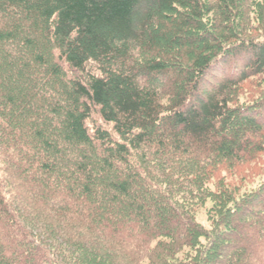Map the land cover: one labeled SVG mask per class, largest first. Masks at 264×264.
<instances>
[{"label":"trees","instance_id":"trees-1","mask_svg":"<svg viewBox=\"0 0 264 264\" xmlns=\"http://www.w3.org/2000/svg\"><path fill=\"white\" fill-rule=\"evenodd\" d=\"M260 4L0 0V264H264Z\"/></svg>","mask_w":264,"mask_h":264},{"label":"rangeland","instance_id":"rangeland-1","mask_svg":"<svg viewBox=\"0 0 264 264\" xmlns=\"http://www.w3.org/2000/svg\"><path fill=\"white\" fill-rule=\"evenodd\" d=\"M257 4L262 5V0H254ZM262 79V77H259L258 81H260ZM261 89H263V87L261 86V84L256 87V85H251L248 86L247 91L248 92H253L256 93L257 91L259 92ZM248 94H241V98L244 99L245 97H247ZM245 122V121H241L240 123ZM259 122H261L264 125V117L261 118L259 120ZM253 164V163H251ZM258 164V170H260V173H262V178L264 179V158L262 160H258L257 161ZM264 181V180H263ZM259 182L255 181L251 184L250 189H256L258 188V184ZM210 210H211V203L207 202L206 204L202 205L201 207H198L196 212H195V220L197 222V224H199L202 228L209 230L211 227V224L209 222V216H210Z\"/></svg>","mask_w":264,"mask_h":264}]
</instances>
